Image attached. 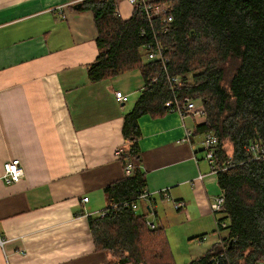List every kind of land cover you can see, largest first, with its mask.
<instances>
[{
  "label": "crops",
  "instance_id": "obj_1",
  "mask_svg": "<svg viewBox=\"0 0 264 264\" xmlns=\"http://www.w3.org/2000/svg\"><path fill=\"white\" fill-rule=\"evenodd\" d=\"M80 2L0 0V177L10 159L20 158L25 168L17 183L0 178V264L115 262L96 249L89 217L108 206L105 188L126 177L121 154L131 141L124 137V115L142 85L139 71L89 78L98 32L93 13L75 8ZM132 10L121 2L123 19ZM116 91L128 101H118ZM205 120L176 111L138 119L137 166L152 193L138 211L201 242L218 234L212 203L223 193L204 157V136L194 134ZM172 200L184 206L175 210Z\"/></svg>",
  "mask_w": 264,
  "mask_h": 264
},
{
  "label": "trees",
  "instance_id": "obj_2",
  "mask_svg": "<svg viewBox=\"0 0 264 264\" xmlns=\"http://www.w3.org/2000/svg\"><path fill=\"white\" fill-rule=\"evenodd\" d=\"M123 0H82L94 15L99 54L88 66L92 81L139 71L142 93L124 115V137L131 146L121 154L131 175L105 188L109 204L103 216L91 215L97 250L108 251L114 264H176L163 225L150 226L148 214L132 206L147 187L141 161L138 119L163 116L167 102L192 99L206 109L194 134L218 136L215 153L224 203L217 217L219 239L187 264H264V0H166L174 20L162 33L159 22L145 20L141 4L129 19ZM165 1V0H164ZM160 40L169 59L146 58ZM179 76V82L169 78ZM231 144L228 150L227 145ZM141 203V202H140ZM140 205V204H139Z\"/></svg>",
  "mask_w": 264,
  "mask_h": 264
},
{
  "label": "built area",
  "instance_id": "obj_3",
  "mask_svg": "<svg viewBox=\"0 0 264 264\" xmlns=\"http://www.w3.org/2000/svg\"><path fill=\"white\" fill-rule=\"evenodd\" d=\"M130 5L135 6L137 4H141L144 14L145 20L149 23L159 22L160 29L162 33H166L174 20V16L171 12L172 5L168 1L164 0H125ZM65 18V15H62ZM146 58L148 60L159 59L162 62L163 67L165 68L169 62L168 57L166 56V48L163 46L160 40L156 39L155 45L150 47V50L146 54ZM170 82H174L177 84L179 82V76H174L169 78ZM116 99L120 102H126L129 99V95L122 92L116 91ZM166 106L171 108V111L179 112L183 117L192 115L194 117H206V109L202 103L196 102L192 99H187L183 103L179 101H170L165 104ZM190 135V132H188ZM203 151L204 157L212 164L213 168L216 169L215 166V153L219 147L220 140L218 136L215 134L208 132L203 135ZM251 149H261V154L258 157H264V147H261L259 144H253ZM133 171L132 163H126L125 165V173L126 175H131ZM25 176V168L22 164L20 158H13L6 161L3 165V174L1 175V179H3L7 184H13L19 182ZM204 175L201 174L200 178H203ZM165 193V197L170 199ZM152 198V193L148 191L147 188H144L143 191L138 196V201L133 204L134 209H138L140 202L145 201L147 199ZM85 202L89 200L88 197H84ZM224 203L223 194L216 197V199L212 203V209L214 213L221 210ZM174 206L176 209H180L184 206L183 201H174ZM105 214L104 211H101L99 215L103 216ZM152 228H156V224L153 222H148ZM0 245H4V240L0 239Z\"/></svg>",
  "mask_w": 264,
  "mask_h": 264
},
{
  "label": "rangeland",
  "instance_id": "obj_4",
  "mask_svg": "<svg viewBox=\"0 0 264 264\" xmlns=\"http://www.w3.org/2000/svg\"><path fill=\"white\" fill-rule=\"evenodd\" d=\"M135 94H130V101L129 103L135 98ZM228 150L231 149V144L227 145ZM173 203V208L176 210ZM143 209H140V212H142ZM151 214V213H149ZM166 230L168 232L169 236V243L172 249V252L174 254V258L176 261V264H186L189 263L193 258L196 256H199L200 254L206 252L213 243L216 242V240L219 239V235H214L212 232H210V235L207 236V240L204 242H201L200 240H193L189 239V237L186 236V231L183 229L178 228H168L166 226Z\"/></svg>",
  "mask_w": 264,
  "mask_h": 264
},
{
  "label": "water",
  "instance_id": "obj_5",
  "mask_svg": "<svg viewBox=\"0 0 264 264\" xmlns=\"http://www.w3.org/2000/svg\"><path fill=\"white\" fill-rule=\"evenodd\" d=\"M81 6H82V2L78 3V4L75 6V8H76V9H79V8H81Z\"/></svg>",
  "mask_w": 264,
  "mask_h": 264
}]
</instances>
